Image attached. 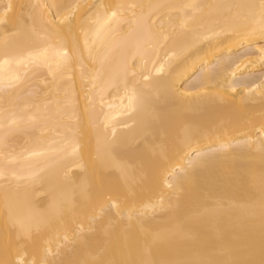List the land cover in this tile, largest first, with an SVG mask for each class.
Wrapping results in <instances>:
<instances>
[{
    "label": "bare ground",
    "instance_id": "6f19581e",
    "mask_svg": "<svg viewBox=\"0 0 264 264\" xmlns=\"http://www.w3.org/2000/svg\"><path fill=\"white\" fill-rule=\"evenodd\" d=\"M0 264H264V0H0Z\"/></svg>",
    "mask_w": 264,
    "mask_h": 264
}]
</instances>
